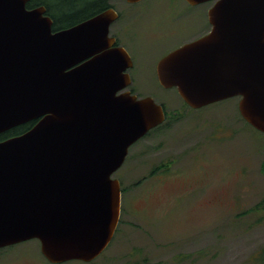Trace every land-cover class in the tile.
<instances>
[{"label":"water","instance_id":"water-1","mask_svg":"<svg viewBox=\"0 0 264 264\" xmlns=\"http://www.w3.org/2000/svg\"><path fill=\"white\" fill-rule=\"evenodd\" d=\"M28 1L0 0V135L36 121L0 140V248L37 239L52 262H90L120 221L113 175L165 110L128 89L122 47L66 72L113 41L103 16L53 34L45 8ZM186 1H215L212 28L158 61L160 85L193 109L240 97L241 116L264 133V0Z\"/></svg>","mask_w":264,"mask_h":264},{"label":"rangeland","instance_id":"rangeland-1","mask_svg":"<svg viewBox=\"0 0 264 264\" xmlns=\"http://www.w3.org/2000/svg\"><path fill=\"white\" fill-rule=\"evenodd\" d=\"M210 6L127 3V36L153 62L207 33ZM133 73L128 89L163 103L169 117L113 175L124 193L110 244L91 262L62 264H264V133L241 116L240 97L193 109L160 85L153 65ZM29 261L46 262L37 239L0 252V264Z\"/></svg>","mask_w":264,"mask_h":264},{"label":"flooded vegetation","instance_id":"flooded-vegetation-1","mask_svg":"<svg viewBox=\"0 0 264 264\" xmlns=\"http://www.w3.org/2000/svg\"><path fill=\"white\" fill-rule=\"evenodd\" d=\"M32 0H29L27 3V8L33 9L37 7H44V15L50 17L52 20V33H57L59 31L69 29L71 27H74L80 23H83L91 18L97 17V16H103L104 19L109 22L108 30H109V37L113 38V41L103 47L102 50L97 51L93 53L91 56L86 58H81L79 60H76L78 57L73 56L68 58L69 62L72 63L76 60L75 63L69 65L66 68V72L70 71L74 68H77L78 66H81L89 61H93V63H98L100 55L105 52L112 51L116 49V47H122L127 52V56L129 55L130 59L127 60V63L130 64V67L127 68V72L129 73V76L131 78V81L133 82L134 77V71L141 70V66L148 67L153 65L154 70L156 71V67L158 64V61L167 53L170 51L184 45L185 43L191 42L195 39H190L184 43H182L180 46H176L172 48L169 52L166 54L160 56L155 61L150 62L144 61L142 58V51L143 49H140L137 45V39L128 38L127 36V3L128 4H135L138 2H129L128 0H35L34 4L32 6H28V4ZM215 1H209L208 3H211V6L214 4ZM210 6V7H211ZM129 13H133V15L137 14L136 12H132L129 10ZM132 17V16H130ZM126 20V23L123 25H120V20ZM209 21V20H208ZM119 22V23H118ZM210 23V22H209ZM212 26L210 24L211 30ZM207 32V33H208ZM205 33V34H207ZM204 34V35H205ZM202 35V36H204ZM200 36V37H202ZM199 37V38H200ZM135 40V41H134ZM111 41V40H110ZM157 76V74H156ZM131 90V89H130ZM132 91V90H131ZM163 105V103H160ZM165 110V107H164ZM166 113V110H165ZM167 119V113L166 118L164 122ZM163 122V123H164ZM116 233V232H115ZM18 244V243H17ZM15 244L5 246L0 248V252H5L6 250L13 249ZM42 253V251H41ZM44 259L46 262L42 264H62V263H55L50 261L43 253H42ZM27 264H35L33 261L27 262Z\"/></svg>","mask_w":264,"mask_h":264},{"label":"trees","instance_id":"trees-1","mask_svg":"<svg viewBox=\"0 0 264 264\" xmlns=\"http://www.w3.org/2000/svg\"><path fill=\"white\" fill-rule=\"evenodd\" d=\"M35 0H32L28 6H32V4H34ZM133 93H135L134 90H132ZM165 107V105H164ZM166 110V109H165ZM166 113H167V110H166ZM169 117L168 113H167V118ZM36 123V121H31V122H28V123H25V124H22L20 126H17L11 130H8L4 133H2L0 135V140H4V139H7L9 137H12V136H15V135H19V134H22L24 133L25 131H27L28 129H30L34 124ZM163 125V123L161 125H159L158 127L154 128L153 130H151L148 134H150L152 131L158 129L159 127H161ZM121 190H122V193H124V190L123 188L121 187Z\"/></svg>","mask_w":264,"mask_h":264}]
</instances>
